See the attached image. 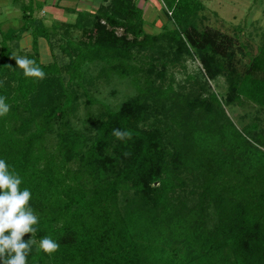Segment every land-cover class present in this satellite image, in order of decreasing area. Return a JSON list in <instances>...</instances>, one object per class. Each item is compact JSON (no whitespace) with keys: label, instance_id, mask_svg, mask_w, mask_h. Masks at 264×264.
<instances>
[{"label":"trees","instance_id":"trees-1","mask_svg":"<svg viewBox=\"0 0 264 264\" xmlns=\"http://www.w3.org/2000/svg\"><path fill=\"white\" fill-rule=\"evenodd\" d=\"M11 2L22 15L0 31V96L11 106L0 117V159L39 216L27 264H264V130L237 128L225 112L245 101L264 112V37L240 73L238 40L198 29L199 0H162L157 34L135 0L70 9L72 22L50 26L35 0ZM25 34L28 52L17 44ZM14 55L34 59L45 79L26 78ZM187 59L201 70L183 94L173 71ZM219 78L222 94L209 87ZM123 81L133 93L119 103L97 97L98 82ZM45 236L60 244L51 255L38 251Z\"/></svg>","mask_w":264,"mask_h":264},{"label":"rangeland","instance_id":"rangeland-1","mask_svg":"<svg viewBox=\"0 0 264 264\" xmlns=\"http://www.w3.org/2000/svg\"><path fill=\"white\" fill-rule=\"evenodd\" d=\"M38 2L43 7L42 2ZM80 1V0H79ZM102 0H82L76 6L74 3H59L57 8L59 14H47L46 10H41L39 15L43 17L44 24L50 26L52 22H72L74 14H69L70 8L74 10H90L98 7ZM139 8L143 9L145 20V31L157 34L161 25L167 22L166 7L162 0H135ZM203 9L198 13L196 23L198 29L208 27L222 32L238 40L235 49L234 65L238 72L243 73L250 63V60L258 52L264 37V0H199ZM76 3V2H75ZM91 7V8H90ZM20 4L13 5L11 0H0V31L5 32L8 29H17L21 25ZM40 10V9H39ZM120 33V31H118ZM19 50L28 52L31 50V37L25 34L18 41ZM40 60L43 63L52 61L51 50L44 41H40L39 47ZM54 54L60 63L67 62V58L62 55L56 47ZM201 70V64L196 59H187L184 68L174 69L173 77L175 84H179L183 94L191 90L192 81L188 76H196ZM189 81V82H188ZM176 85V88H178ZM195 86V85H193ZM212 91L222 94L226 90L224 78L209 82ZM99 90L97 97L109 104H117L128 94L133 93L129 85L123 81L106 85L98 82ZM179 90V89H177ZM225 112L233 121L237 128L252 121L260 124L259 128L264 130V112L258 111V107L250 102L245 101L242 106L234 109L225 107ZM240 120V122L238 121Z\"/></svg>","mask_w":264,"mask_h":264},{"label":"clouds","instance_id":"clouds-1","mask_svg":"<svg viewBox=\"0 0 264 264\" xmlns=\"http://www.w3.org/2000/svg\"><path fill=\"white\" fill-rule=\"evenodd\" d=\"M11 59L15 60L16 67L26 78L45 79L46 73L34 59L16 55ZM6 101L7 97L0 96V117L10 112L11 106ZM112 135L120 141L132 138L130 131L120 129H113ZM128 155L124 153V156ZM22 182L7 161L0 159V264H27V258L37 243L34 237L38 231L39 216L31 206L32 192L28 188L20 189ZM28 233L31 238L24 240ZM59 248L60 244L48 236L39 240L38 251L47 255Z\"/></svg>","mask_w":264,"mask_h":264},{"label":"crops","instance_id":"crops-1","mask_svg":"<svg viewBox=\"0 0 264 264\" xmlns=\"http://www.w3.org/2000/svg\"><path fill=\"white\" fill-rule=\"evenodd\" d=\"M37 1L42 2V4H43L42 10L45 9L46 13L50 14V15L59 14L58 13L59 9L57 8L59 3L71 2V3H74L76 6L79 5L78 3H82L81 2L82 0H80V1L79 0H37ZM70 9L74 10V8H70ZM90 10H88V11H90ZM76 11H79V10H76Z\"/></svg>","mask_w":264,"mask_h":264}]
</instances>
